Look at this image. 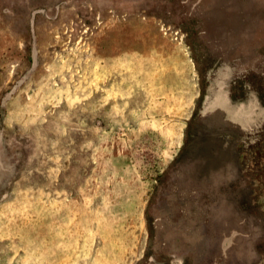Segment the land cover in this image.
Masks as SVG:
<instances>
[{"label": "rangeland", "instance_id": "obj_1", "mask_svg": "<svg viewBox=\"0 0 264 264\" xmlns=\"http://www.w3.org/2000/svg\"><path fill=\"white\" fill-rule=\"evenodd\" d=\"M262 49L264 0H0V264H264Z\"/></svg>", "mask_w": 264, "mask_h": 264}, {"label": "trees", "instance_id": "obj_2", "mask_svg": "<svg viewBox=\"0 0 264 264\" xmlns=\"http://www.w3.org/2000/svg\"><path fill=\"white\" fill-rule=\"evenodd\" d=\"M261 52H264V49H262ZM215 61L216 60H214L213 62ZM233 84L234 85L232 89L237 90L232 94V97H231L234 101L242 102L243 100L247 99V96H248L247 94H249V92H252L257 98L258 102H260V104L264 106V74L262 73L260 67L250 68V70H248V75L246 77H240V78L235 79ZM245 147H246V144H243L240 147V149H238V152L242 153ZM212 154H213V151H210V153L207 155L206 151L198 150L197 152L193 153L189 157L194 158V157H198L201 155L203 156L206 155L207 157L213 159L214 155ZM256 199L257 198L254 197L255 201ZM240 204H241L242 210H249V208H252V204L248 200L242 201ZM147 216H148L147 219H148V224H149V231H150V235L152 239L154 236L155 226H154V217H153V214L150 212V210ZM256 252L264 259V243L258 244L256 248ZM152 257H155V256H153L152 253L148 251L145 257L143 258V260H141L138 264H150V263L151 264H171L170 261L168 259L165 260L163 256H160V257L156 256L154 258V262H152V259H153Z\"/></svg>", "mask_w": 264, "mask_h": 264}]
</instances>
